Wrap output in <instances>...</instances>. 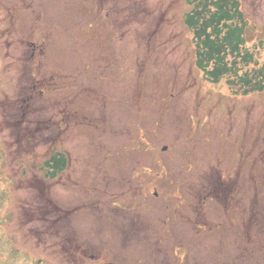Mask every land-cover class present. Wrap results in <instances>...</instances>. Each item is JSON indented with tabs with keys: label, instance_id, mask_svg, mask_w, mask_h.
<instances>
[{
	"label": "rangeland",
	"instance_id": "obj_1",
	"mask_svg": "<svg viewBox=\"0 0 264 264\" xmlns=\"http://www.w3.org/2000/svg\"><path fill=\"white\" fill-rule=\"evenodd\" d=\"M238 2L244 47L257 62L241 74L264 65V0ZM192 7L0 0V264H264V247L252 242L264 211L246 244L232 226L241 216L226 214L253 199L233 168L258 166L264 155V90L243 95L227 78L204 77L184 23ZM50 150L67 157L54 178L41 169ZM218 169L232 177L235 198L213 197L227 198L220 188L202 204L198 190L216 183ZM139 191L153 203L156 238L115 226L126 215L122 201ZM182 196L204 205L202 230L181 222ZM80 202L92 214L78 213ZM99 215L106 229H87Z\"/></svg>",
	"mask_w": 264,
	"mask_h": 264
},
{
	"label": "trees",
	"instance_id": "obj_2",
	"mask_svg": "<svg viewBox=\"0 0 264 264\" xmlns=\"http://www.w3.org/2000/svg\"><path fill=\"white\" fill-rule=\"evenodd\" d=\"M193 5L184 18L196 41L195 63L212 83L227 78L230 88H242V94L264 90V65L239 74L238 70L256 65L245 46L246 20L238 0H187ZM233 77V79H230ZM67 157L62 152L51 154L43 163L47 177L63 171Z\"/></svg>",
	"mask_w": 264,
	"mask_h": 264
},
{
	"label": "flooded vegetation",
	"instance_id": "obj_3",
	"mask_svg": "<svg viewBox=\"0 0 264 264\" xmlns=\"http://www.w3.org/2000/svg\"><path fill=\"white\" fill-rule=\"evenodd\" d=\"M145 167L146 169H148L147 172L152 171L149 167L147 166ZM189 169H191V167H189ZM233 169L236 172L235 180H236V177H238L239 175H243V179L246 182L245 183L246 186L243 188V190L245 191V189H247L248 193L253 198L251 200H248L249 203H245L246 207L235 206L234 208H230V209L228 208L226 210L227 216L229 218H232V221H235V219H237L236 213L239 214V216H241V221H242L243 226L242 225L237 226L235 224L232 226L236 228L237 232H240V233L243 232V236L246 237L244 239L245 244H246L247 239L248 240L251 239V238H248L247 236V235H251L247 233V228L249 229V232H252V223L254 222L255 224V222L259 219L258 216H260L262 212L264 211V166H259V167L250 166L248 167V170H246V166L244 167L236 166ZM197 172L200 174L202 172V168H199ZM215 172H216V180H214V182L216 183L214 185H210L211 181L207 182V187L205 188V190H200V188L198 190L203 195L200 200L202 204H204L205 202L204 200L207 201L208 193L210 196L215 193H220L221 192L219 190L220 188L228 189L229 195L227 196V198L225 199L224 196H219V195H216L213 197L220 198V200L223 203H225L226 200L229 202L232 198H235L234 196L236 193L235 183L231 179L232 177L223 176V173H227V171L220 172L218 170H215ZM251 174H252V177H251ZM155 182H158V181H155ZM186 182L187 180L184 179L182 180L181 183L183 184V186H185ZM150 185H152V187L155 186V184H150ZM154 193H155L153 194L154 198L158 199L159 194L161 193V190L158 191V193L156 191ZM135 195L137 196H133V197L127 196L126 200L122 201V203L125 204L124 210H125L126 215H121L124 217L121 218L120 219L121 221H119L118 224H116L115 226L117 229H121L120 233H125L126 235H131V236L151 235L153 234V229H151V226L153 223L149 220L147 215L150 213L151 204L153 203L150 201L149 198H147L144 195L143 191L136 192ZM150 195H151L150 192H148L149 197H151ZM146 199H149L150 203H147ZM181 203H182V212H183V214H180L181 222L189 228L193 229L194 226H196L197 229L202 230L204 228V223H203L204 213H205L204 205H202L201 208L196 209L194 208L195 203H193L190 197H186V196L181 197ZM217 204H219L218 201H217ZM75 207L76 206H73V213L77 212V209H75ZM81 208H83L86 214L90 211L86 207V204H84L83 207ZM246 209L249 210V212L246 211ZM193 210L195 213L192 216L195 217V219L189 220L185 212H191ZM133 217H137V218H133ZM198 218H201L200 222H196V219ZM97 219L100 220L101 218H97ZM207 222L205 223L208 224ZM90 224H93V226L89 230H94V232L98 231L96 227V220H94V222H89L88 225ZM210 224L216 227L220 226L219 224H217V222L216 223L211 222ZM224 226H227L226 223H224L223 227ZM253 227H255L256 232L252 239V242L258 243V246L262 249L264 247V221H261V220L257 221L256 225H254ZM167 231H171V228H168ZM244 264H250V262H245Z\"/></svg>",
	"mask_w": 264,
	"mask_h": 264
}]
</instances>
